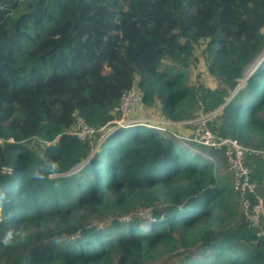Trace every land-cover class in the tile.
Wrapping results in <instances>:
<instances>
[{
    "label": "trees",
    "instance_id": "16d2710c",
    "mask_svg": "<svg viewBox=\"0 0 264 264\" xmlns=\"http://www.w3.org/2000/svg\"><path fill=\"white\" fill-rule=\"evenodd\" d=\"M201 43L221 88L187 83ZM262 51L264 0H0V237L19 232L0 264H147L180 247L179 264H264V235L252 242L220 152L145 124L114 127L95 151L101 131L71 132L76 112L106 125L137 83L172 120L195 118L194 104L218 109L212 131L264 146V58L243 82ZM48 160L59 174L34 178Z\"/></svg>",
    "mask_w": 264,
    "mask_h": 264
},
{
    "label": "built area",
    "instance_id": "2783aa9c",
    "mask_svg": "<svg viewBox=\"0 0 264 264\" xmlns=\"http://www.w3.org/2000/svg\"><path fill=\"white\" fill-rule=\"evenodd\" d=\"M146 108L144 89L136 83L132 88L122 93L120 101L115 107L117 118L97 128L76 112L71 132L79 139L85 140L101 131L100 138L102 139L104 132L109 133L117 126L128 127L138 124L152 126L146 117H133L135 114L142 115ZM188 139L192 142L205 144L221 153L232 175L233 188L240 196L242 215L248 226L257 229L256 236L252 238V242H257L259 237L264 235V195L259 189V183L253 178L250 162L254 157H264V147L245 144L238 138L216 133L208 127L197 128ZM4 140L5 138L0 136V143ZM9 140H12V137Z\"/></svg>",
    "mask_w": 264,
    "mask_h": 264
},
{
    "label": "rangeland",
    "instance_id": "374dc122",
    "mask_svg": "<svg viewBox=\"0 0 264 264\" xmlns=\"http://www.w3.org/2000/svg\"><path fill=\"white\" fill-rule=\"evenodd\" d=\"M203 45H204V43H201L200 45H197L195 48V54L198 57L197 63L191 62V64H189L187 66V71H188V75H189L187 78V83L195 85L198 88L199 87L200 88L201 87H203V88H221L224 85L221 77L214 75L208 71L206 56L203 55V52H202ZM263 58H264V52L262 54L261 59H263ZM167 64L173 65V61L171 60V58L169 56L165 57L164 64L161 66V68H164V66ZM163 106H164L163 101L161 99H157V101L153 105L147 106V108L145 109V112H143L142 115L135 114V115H133V117L142 116V117L148 118L151 122V125L153 127H157V129L159 131L166 132L168 135L172 134L174 137H177V139H179L180 142L188 145V147H190L194 152H200L202 155L208 156V152H207L208 150L198 149V148L194 147L193 142L191 140H189L188 138L191 137V135H193L194 131L197 128H201V127H208L209 128L206 121L215 117L216 113H218L219 110L217 109L216 111L208 114V113H204L202 111L201 106H199L198 104H194V111H195L194 113L196 115L195 118H187L184 120H172L164 114ZM114 112L116 113L115 108H114ZM117 117H118V114L115 118H117ZM188 120H192V121L188 123L187 122ZM108 126H111V125H108ZM108 134L109 133L104 132V137L102 139L99 138V140L97 141V144L94 147V151L98 149L99 145L107 137ZM92 140H94V138ZM32 144L34 147L42 145L40 143L39 139H34ZM254 144H256V143L254 142ZM254 144H249V145H254ZM262 145H260V146L264 147ZM216 158H217V161H219V165H218L219 172L221 174H227V175L231 176V173L228 169V166L226 165L224 160H222L221 156L217 155ZM259 159L263 160V162H264V157H261ZM254 160L252 162H254ZM257 160L258 159H256L255 162ZM78 169H76L75 171H77ZM263 181H264V174H263ZM261 192L263 193V189H261ZM239 199H240V197H239ZM239 209L241 212L240 204L238 206V212H239ZM140 210H141L142 214H144V217H147L146 219L151 217L150 216L151 215L150 209H146V208L138 209V211H140ZM121 218L124 219V215H121ZM108 219L110 220L111 217L101 218L96 222L99 223V225H102L103 223L107 222ZM89 222H90V220H89ZM239 223H240V213H238L237 215H234L231 219H228L225 227H226V229L230 230V229L236 227ZM182 250H183V248L180 247L176 251H173V253L162 252V254L159 257H157L153 261H150L147 264H179L181 261L180 252Z\"/></svg>",
    "mask_w": 264,
    "mask_h": 264
},
{
    "label": "clouds",
    "instance_id": "9594fccd",
    "mask_svg": "<svg viewBox=\"0 0 264 264\" xmlns=\"http://www.w3.org/2000/svg\"><path fill=\"white\" fill-rule=\"evenodd\" d=\"M260 58H262V56ZM254 69L255 68H253V65H252V67L249 69V70H251L249 75L253 72ZM245 76H247V75H245ZM245 80H246V77L243 80V82H245ZM71 130H72V128H71ZM80 166L75 168L74 170L80 168ZM58 174H59V166L53 160H48V161L44 162L43 164L37 166L32 172V176L34 178H36V179H39V180H43L46 175L47 176H55V175H58ZM7 199L8 198H7L6 194L0 192V224H3L8 219H10V214L8 216H6L4 214V206H5L6 202H7ZM18 235H19V232L14 227H9L3 233V236L0 237V244H2L5 247L10 246L14 242L16 236H18ZM57 242H59V240Z\"/></svg>",
    "mask_w": 264,
    "mask_h": 264
},
{
    "label": "water",
    "instance_id": "95a60500",
    "mask_svg": "<svg viewBox=\"0 0 264 264\" xmlns=\"http://www.w3.org/2000/svg\"><path fill=\"white\" fill-rule=\"evenodd\" d=\"M264 51H262L257 57H256V59H255V61H254V63H253V68H255L256 66H257V64L259 63V61L261 60V55H262V53H263ZM250 71L251 70H249V71H247L246 73H245V75H249V73H250ZM247 76H245L246 77V79H247ZM236 92V91H235ZM220 108H222V107H220ZM219 108V109H220ZM216 111V110H215Z\"/></svg>",
    "mask_w": 264,
    "mask_h": 264
},
{
    "label": "bare ground",
    "instance_id": "6f19581e",
    "mask_svg": "<svg viewBox=\"0 0 264 264\" xmlns=\"http://www.w3.org/2000/svg\"><path fill=\"white\" fill-rule=\"evenodd\" d=\"M262 56V55H261Z\"/></svg>",
    "mask_w": 264,
    "mask_h": 264
}]
</instances>
